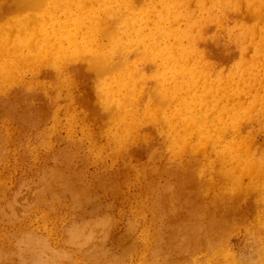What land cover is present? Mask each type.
Listing matches in <instances>:
<instances>
[{
  "label": "rangeland",
  "instance_id": "374dc122",
  "mask_svg": "<svg viewBox=\"0 0 264 264\" xmlns=\"http://www.w3.org/2000/svg\"><path fill=\"white\" fill-rule=\"evenodd\" d=\"M192 2L198 18L212 20L200 41L219 73L211 78L221 90L208 98L217 101L211 114L230 127L239 119L243 128L232 134L245 137L210 141L201 116L202 138L188 126L178 137L149 112L131 134L128 110L115 120L84 118L81 105L75 110L67 98L64 75L39 77L28 63L11 79L0 74V264H34L33 254L47 264H264V42L239 41L259 19L231 11L222 27L218 9L203 14ZM19 15L15 9L0 18L14 34L0 47V69L16 60L11 26ZM194 169L204 182L202 193L188 187L195 214L179 202L175 186ZM189 230L195 238L183 248Z\"/></svg>",
  "mask_w": 264,
  "mask_h": 264
},
{
  "label": "bare ground",
  "instance_id": "6f19581e",
  "mask_svg": "<svg viewBox=\"0 0 264 264\" xmlns=\"http://www.w3.org/2000/svg\"><path fill=\"white\" fill-rule=\"evenodd\" d=\"M138 1L0 0V18L6 11H20L14 28L11 26L12 31L16 32V42L12 47L15 49L14 63L17 62V65L13 66V63L11 68L2 67L0 74L11 79V74L19 69V65L28 63L35 68L34 72L39 77L64 75L68 82L65 85L67 98L75 104L74 109L81 105L84 118L91 113L93 117L106 115L109 120H115V113L117 115L122 109L128 110L129 115L124 120L128 124L133 121L131 134L137 131V126L146 123V113L149 112L152 118L159 121V127L164 128L161 125L164 122L178 137H182L181 130L188 126L202 138L199 130L200 116L204 119L203 127L211 132L210 141L216 138L222 142L227 136L238 141L235 137H245L237 135V132L236 135L232 134L233 130L243 128L239 119L232 127L220 117L213 119L214 113H217L213 110L217 107V101L209 103L208 98L219 96L221 90L211 79L213 73H216L213 63L207 59V51L200 48V41L205 42L202 38L203 32L210 27L212 20L202 16L198 18L197 11L192 8V0H142V4ZM198 2L203 14L212 15L218 9L221 13L218 24L222 27L225 25L224 19H228L231 11L236 16L259 19L256 25L246 30L241 28L244 30V37L239 41L256 43V36H259L262 41L260 43L264 42V26L260 24V21L264 22V0H211L210 6L205 4V0ZM7 28L9 29V25H5V22L0 23L1 48H7L11 44L10 34L13 33H9ZM139 52L142 53V58L139 57ZM9 60L6 59L3 63L6 65ZM218 74L217 72L216 75ZM92 79L96 81L95 89L91 84ZM99 96L104 100L100 99V102ZM21 97L20 100L23 98ZM210 115L213 125L205 123ZM196 171L194 169L187 175L181 174L176 178L175 185L179 202L184 205L187 203L189 209L194 210V214L195 198L188 187L197 185L195 193H202L200 190L204 184L198 177L202 170ZM48 175L45 177L48 178ZM165 202L167 205L171 204L169 200ZM79 231L72 232L75 233L74 236H79ZM192 234L191 230L187 232L186 235L189 236H185L181 243L183 248L194 241ZM37 240L39 239H35V242ZM176 254L174 255L177 256ZM39 256L33 254L32 257L36 260L34 264H47Z\"/></svg>",
  "mask_w": 264,
  "mask_h": 264
}]
</instances>
